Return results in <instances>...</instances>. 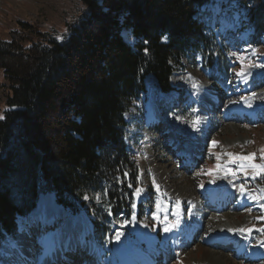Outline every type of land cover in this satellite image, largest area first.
<instances>
[{
	"label": "trees",
	"instance_id": "1",
	"mask_svg": "<svg viewBox=\"0 0 264 264\" xmlns=\"http://www.w3.org/2000/svg\"><path fill=\"white\" fill-rule=\"evenodd\" d=\"M81 1L84 10L63 34L20 22L15 38L0 43L9 83L0 121V238L16 234L18 217L41 195L78 214L90 191L105 196L112 219L122 215L118 184L131 182L129 167L136 172L125 145L127 113L147 92V77L169 94L176 68L211 50L213 37L193 19L208 0ZM250 1L260 34L264 0ZM103 229L96 226L97 236Z\"/></svg>",
	"mask_w": 264,
	"mask_h": 264
},
{
	"label": "rangeland",
	"instance_id": "2",
	"mask_svg": "<svg viewBox=\"0 0 264 264\" xmlns=\"http://www.w3.org/2000/svg\"><path fill=\"white\" fill-rule=\"evenodd\" d=\"M234 2L236 6L234 16L244 27L240 30H235L223 40H215L214 44L211 40L210 48L215 55V65L217 61L218 64L210 71L205 70V66L209 63L207 59L208 52L202 55L205 56L204 60L201 56L197 57L198 59L195 62L191 60L184 61L183 66L176 68V73L172 79L175 91L170 94H163L154 77H147V93L143 94L127 113L128 124L125 145L128 154L132 156L136 172H131L129 167L128 174H130L131 182L126 184L120 182L118 184V194L122 199L124 214L112 219L107 208L105 196L101 194L90 195V191L83 193L87 198L84 197V207L79 215H74L71 211L57 205L54 195H42L35 209L27 217L18 219V230L21 229V221L24 222V227L29 230L31 226L27 225L24 220L39 210L41 200L46 197H48V203L50 204H52L51 197H53L55 206L61 208L66 213V216L61 219L58 214H63L61 210L58 212L57 209L46 206L45 209H52L48 210V213L44 212L39 216V221L37 220L35 225H39L40 231L27 235L25 234L27 230H21L22 232L13 238L5 236L0 238V263L37 264L40 261L41 264L43 260H40V255H42L45 259L44 264H49L47 253H50L49 255L53 257L50 264L53 261L56 264H115L117 250L128 246L132 247L129 257L134 254L136 259L138 253H142V259H138L141 264H154L150 258L146 260L145 255L148 253H145V250L149 247L155 252H160L157 249H159L161 243H164L170 251H174L177 254L176 257L180 256L182 258L178 262L179 260H176L175 256L168 257L167 255L170 254L168 252V254H165L167 258H170L167 264H198V262L207 258L208 249L211 247L205 242V237L202 235L203 232L194 233L195 242L189 241V244H177L185 233L184 228L191 219L192 201H189L188 197L178 198L171 195L172 191L177 189L171 188V191L168 183L162 180L161 172L157 173V167H164L172 163V158H176L177 154L166 148L162 142L159 130H148L146 124L147 117L148 122H153L154 119L148 114L150 105L158 101L161 102L162 99L166 98L165 100L167 101L160 107L161 117L165 118V121L171 122L170 119L173 117L175 119L174 122H177V124L195 126L193 121L198 122L201 117L196 111L197 106L194 96L197 93L187 81L180 80L190 74L200 76L201 85L205 86L214 84L210 74L218 71L216 75H221L225 82L223 85L217 86L218 91L226 89L229 84L236 83L240 87L241 93L248 88L250 71L256 74L258 80L264 79V67L260 66L264 65V31L261 32L262 35L260 36H256V34L249 36L245 29L249 27L250 31H252L254 28V25H250L247 18L248 11L252 9L253 3L250 0H234ZM83 10L84 5L81 0H0V43L10 42L15 38L16 34L14 32L19 28L20 22L36 23L42 31L63 34L66 24L72 22ZM220 14H222L221 9L217 7L214 12L215 22L221 21L218 16ZM219 28H224V25L221 23ZM125 37L127 41L132 43L127 34H125ZM233 53L235 55H232ZM238 57H244V59L241 60ZM242 68L244 69L246 81L243 77L237 75ZM262 90H264V86ZM229 91L230 89L228 88L220 96L219 102L221 106L224 102H228L231 99L229 97L233 93L230 94ZM8 94L9 83L4 72L0 70V116L3 117L8 110L6 105ZM171 96H175L174 100L169 98ZM232 100L225 107L221 108L220 106L218 115L210 118L212 125L210 141L204 142V159L197 170L193 173L185 170L178 171L175 178H172L171 184H177L179 181L182 182L180 183L181 185L186 184L184 187L187 186L188 193L193 195V197L198 196L200 206L204 207L209 196L206 192V187L212 179L242 180V182L239 181V189L243 185L245 191L243 196L240 195L237 198L235 203L237 209L233 212L223 213V215H230L231 217L237 215V219H234L239 223L249 221L248 225L246 224L243 228L252 229L250 233L252 238L251 242H249L250 253H247L248 256L246 254V258L220 249H216L215 252H220L226 256L225 264H264V258H258L257 254V249L261 247L260 241L264 240V235L257 231L258 229H264V219H262L264 217V207H261V205H264V199H259L256 203V210L249 211L247 209L250 195L259 194L264 197V192L261 191V189H264V171L254 170L249 166L251 164L264 165V158H262L264 153L261 152V149H264V118L256 122V124L237 122L228 125L229 120L223 119L224 114L246 106V103L241 101L243 100L242 98H233ZM260 102L263 103L264 99ZM256 106L258 107L259 103ZM227 126H235L239 133L227 135L225 133ZM150 131L154 133L151 135L149 134ZM148 135L150 137H147ZM185 140L187 141V139ZM214 141L216 142L215 145L213 144ZM150 150L155 157L153 163L150 162L147 156V152ZM229 153L231 155H228ZM250 155V160L237 159V157H249ZM222 163L225 165L221 166ZM241 164H244L245 168L241 169ZM171 168L174 169L175 165L171 166ZM254 172L259 173L255 175V179H253ZM138 188L145 192L142 198H139L136 194V189ZM52 205L54 206V204ZM92 222L97 227L100 224L104 225L103 236H99L105 249L93 238ZM215 223L218 224V222ZM165 226L170 227L171 230L165 232ZM30 230H33V228H30ZM117 234H119L118 238ZM23 237H31L33 239L32 242L35 241L41 246L37 245L36 250L31 251L24 247ZM243 237L246 236L243 235ZM183 240H185L184 236ZM15 245H18L17 249L14 248ZM59 245L67 247L69 253L66 254L65 258L71 259L70 261L66 260L62 263V260L56 259L59 254ZM142 246L147 249L143 250ZM189 246L191 247L189 248ZM45 247L48 250L51 248V250L45 253V250H47V248L43 249ZM140 249L143 251L139 252L138 250ZM186 250L188 253L190 251L191 255H185ZM50 251L55 254H51ZM72 257H75V259ZM152 260L154 259L152 258ZM194 260L197 262L195 263Z\"/></svg>",
	"mask_w": 264,
	"mask_h": 264
},
{
	"label": "bare ground",
	"instance_id": "3",
	"mask_svg": "<svg viewBox=\"0 0 264 264\" xmlns=\"http://www.w3.org/2000/svg\"><path fill=\"white\" fill-rule=\"evenodd\" d=\"M211 79L214 81V84H208V85H201L200 76L196 75H189L187 77H183L180 80L181 81H187L191 87L194 89V91L197 93L196 96H194V99L196 101V104L198 105L197 114L201 117L199 118V121L195 124V126H189L187 124L180 125L177 124V122H174L175 119L171 117L170 121H165V118L161 117L160 107L162 104L167 101L165 99H162L161 102L152 103L150 106V109L148 110V114L150 117H154L153 122H148L147 117V129L148 130H159L160 136L162 139L163 144H165L166 148H169V151L176 150L177 151V157L172 158V163L164 166V167H157V173L161 172L162 180L165 183H168V186L171 188H176V191H172L171 195H174L178 198H185L189 201H192V210H191V219L187 223V226H189V231L186 230L184 233L185 240L187 238H191L195 232L200 233L203 232L202 235L205 237V242L208 244V256L207 258L203 259L201 262H198V264H225L226 256L220 252H215L216 249H218L217 244H219L221 247H223L224 242L228 243L227 251H236V253H240L241 256H245L247 252L249 251V237H243V235L239 232H233L229 231V229H240L243 228L246 224L248 225L249 221H245L244 223L236 222L234 218L237 219V215L231 217L230 215H223V213L233 212L235 209H237L236 202L237 198L244 193L241 192L239 189V181L242 182V180H228L220 178H217V180L212 179L209 183V185L206 187V192L209 195L208 202L205 204V206H200V200L199 197H193V195H190L188 192L187 186L184 187L182 182H177L171 184L172 178H175L176 173L178 171H187L189 172V168L185 166L187 161L193 162V172L197 170L199 167L201 161L204 159L203 156V145L204 142L210 141V131L212 129L211 120L215 115H218V110H220L221 103L219 102V98L222 94L225 93V90L228 88L230 89L229 93H233L230 95L229 98H231L228 102H224L221 106L225 107L228 103L233 101V98H242L244 103H246L244 107L238 108L234 111H229L226 114H224L223 119L226 121L229 120L228 125H231L230 123H237L238 120H236L237 117H244L249 119H254V123L263 120L264 118V90H262V87L264 86V79L258 80V77L253 71H250L248 76V88L244 92H240V87L236 85V83L229 84L226 89L217 90V86L223 85L224 80L221 77V75H216V73L210 74ZM192 96V95H191ZM175 96H171L172 100H174ZM263 98V99H262ZM259 103V106L256 105ZM254 104V105H253ZM196 105V106H197ZM248 105V106H247ZM241 123V122H238ZM244 123V122H243ZM248 123V122H246ZM161 125V126H160ZM160 126V127H159ZM227 129L225 130V133L227 135L229 134H238L237 128L235 126H227ZM185 131V132H183ZM156 132V131H155ZM153 131H150L149 134H153ZM186 134V135H185ZM147 137H150L148 135ZM149 139V138H147ZM187 139V141L185 140ZM185 141V142H184ZM150 147V146H148ZM182 152H186L188 154V157L186 159H181L180 155ZM148 159L150 162L153 163L155 157L151 150L147 152ZM175 157V156H173ZM175 165V168H171V166ZM225 165L224 163L221 164V166ZM155 166V163H154ZM156 167V166H155ZM179 183V184H178ZM216 186H220V190L218 192H214L213 188ZM255 196L257 199H252V197ZM261 196L259 194L250 195L248 198V205L247 209L249 211L256 210L257 206L256 203L260 200ZM52 204L48 203V197L43 198L39 205V210L33 213L28 219L24 220L27 225L31 226L30 228H33V230H30V233L27 235L34 234L33 232L40 231L39 225H35L37 220L39 219V216H41L42 213H47V211L52 208L45 209L46 206H51L58 210V212H61L63 214H59V218L64 219L63 217L66 216V213L63 212L61 208H57L54 203V198L51 197ZM215 213H211V212ZM210 212V213H208ZM207 216V220H206ZM39 221V220H38ZM215 222H218L216 224ZM24 222L21 221V229L26 230L27 228L24 227ZM37 228H36V227ZM201 226V228H200ZM73 229V228H72ZM75 230V228H74ZM64 234V233H62ZM84 235V234H83ZM63 237V236H61ZM60 238V236H59ZM77 238V237H76ZM24 240L23 244L24 247L34 251L36 250V246L38 243L32 242L31 237H23ZM77 240V239H76ZM79 240H81L79 238ZM59 242V240H58ZM82 243V242H81ZM81 245V244H80ZM79 245V246H80ZM126 245V244H125ZM124 245V246H125ZM192 245V244H190ZM41 246V245H38ZM50 246V245H49ZM123 246V245H122ZM191 246H189L190 248ZM47 247L43 248L46 249ZM56 248V247H55ZM122 248V247H121ZM188 248V249H189ZM57 249V248H56ZM85 249V248H84ZM127 249V248H125ZM161 249H166V247H161ZM51 250V248L49 249ZM48 248L46 251H49ZM136 250V249H135ZM51 254H55L54 252L50 251ZM136 252V251H134ZM150 253L152 258L156 263H161L159 261L158 256L161 254V252H155L153 249L148 248L145 250V253ZM170 253V251H168ZM69 252L67 251V247L65 245L60 246L59 245V254L57 255L56 259L64 261H70L71 259L65 258L66 254ZM250 253V252H249ZM48 254L49 264L53 260V257L50 256V253ZM185 255H191V252L184 253ZM258 258H264V247H259L257 249ZM171 253L168 255V257L171 258ZM183 255V254H182ZM248 256V254H247ZM143 254L138 253V257L135 259L134 254L130 257L127 256L125 258L124 264H141V261L138 260L139 258L142 259ZM247 258V257H246ZM22 260V259H21ZM195 263L197 262L194 260ZM23 262V261H21ZM54 262V261H53ZM7 263V262H5ZM9 264V263H7ZM15 264V263H14ZM22 264V263H21ZM27 264V263H26Z\"/></svg>",
	"mask_w": 264,
	"mask_h": 264
},
{
	"label": "snow or ice",
	"instance_id": "4",
	"mask_svg": "<svg viewBox=\"0 0 264 264\" xmlns=\"http://www.w3.org/2000/svg\"><path fill=\"white\" fill-rule=\"evenodd\" d=\"M63 37H58V39H62ZM255 51V50H254ZM232 55H235V53H233ZM239 59L243 60L244 57H238ZM261 67H264V65H260ZM238 76L243 77L246 81V77H245V73H244V69L242 68L240 72L237 73ZM3 116H0V119H3ZM195 123H197V121H193V124L195 125ZM215 141L213 142V144L215 145ZM261 152L264 153V149H261ZM228 155H231L230 153ZM264 158V157H262ZM217 159H219V157H217ZM237 159L240 160H250L251 159V155L249 157H237ZM251 168L255 169H259L260 171H264V165H255V164H251L249 165ZM240 168L243 169L245 168L244 164L240 165ZM259 174L258 172H254L253 174V179H255V175ZM233 175H235V173H233ZM131 186V185H129ZM241 192L243 193L245 191L244 186L241 185L240 187ZM142 191V189H136V194L139 195V193ZM262 192H264V189H261ZM87 198V197H85ZM261 199H264V197H260ZM252 199H257V197L253 196ZM159 207V205H157ZM133 207H135V205H133ZM261 207H264V205H261ZM262 219H264V217H262ZM170 227L165 226L164 231L168 232L170 231ZM229 231H233V232H239L241 234L244 233H248L250 234L252 229H244V228H240V229H229ZM257 231L261 232L262 235H264V229H258ZM119 237V234H117V238ZM260 246L264 247V240L260 241Z\"/></svg>",
	"mask_w": 264,
	"mask_h": 264
}]
</instances>
